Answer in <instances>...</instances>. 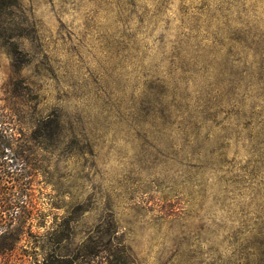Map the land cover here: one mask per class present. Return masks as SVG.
Returning a JSON list of instances; mask_svg holds the SVG:
<instances>
[{
  "label": "clouds",
  "instance_id": "obj_1",
  "mask_svg": "<svg viewBox=\"0 0 264 264\" xmlns=\"http://www.w3.org/2000/svg\"><path fill=\"white\" fill-rule=\"evenodd\" d=\"M46 37L59 42L51 62L42 58ZM0 50L14 65L0 64V108L35 99L5 71L21 84L44 77L49 123L63 137L60 171L87 181L83 206L77 184L65 186L71 215L61 240L94 208L89 228L119 236L146 264L198 252L188 228L153 224L131 199L134 186L160 185L192 216L199 196L210 227L216 219L234 230L227 217L247 211L245 239L230 249L201 242V259L264 264V0H0ZM75 251L72 242L64 248Z\"/></svg>",
  "mask_w": 264,
  "mask_h": 264
},
{
  "label": "rangeland",
  "instance_id": "obj_2",
  "mask_svg": "<svg viewBox=\"0 0 264 264\" xmlns=\"http://www.w3.org/2000/svg\"><path fill=\"white\" fill-rule=\"evenodd\" d=\"M161 11L167 13L171 9L164 7ZM61 24L66 27L63 22ZM43 25L44 21L41 20L37 25L38 30ZM61 40L71 43V35L65 32ZM41 45L44 48L42 58H48L51 62L52 57L59 53V42L55 39L49 42L46 37L41 41ZM113 46L118 47L119 42ZM0 64L8 69L14 66L6 50H0ZM5 76L9 83L33 89L35 99H30L27 104L17 102L9 104L6 101L0 111V116L2 115V118L5 116L6 121L11 123L18 147L24 151L26 170L29 172L30 180L28 189L22 190L16 196L22 202L10 210V213H13V221L0 223V231L6 229L4 236L0 237V246L5 248L0 252V264H63L64 259L73 261L72 264H131L132 261H135V264H146L138 256L127 254L132 252V249L130 245L123 244L119 236L112 239L89 228L95 219L94 208L84 211L79 219L69 224L70 232L67 233V239H60L66 235L63 226L71 215L68 210L69 197L65 186L77 184L72 192L73 194L80 192V206H83L86 195L80 188V184L87 181H78L73 173L60 171L63 137L62 133H58L49 123L45 103L48 99L46 79L40 77L31 84H21L19 81L12 80L9 71H5ZM5 95L13 97L14 101L19 99L14 89H9ZM221 155H223V149ZM226 159L227 156H223V160ZM223 160L221 165L227 167L223 165ZM57 185L61 187L58 189ZM50 187L52 191H48ZM228 187L231 188V185L229 184ZM188 195L192 197L193 194ZM137 197L139 199L136 207L142 210L143 216L151 215L153 224H158L162 228L167 223L171 230L175 223H181L189 229L185 240L189 247L195 244L199 251L192 250L188 256H182L174 264H224L222 255H217L214 260L207 262L201 259L203 255L201 242H206L208 239L219 240L221 244H227L230 249L233 244L243 241L245 234L249 231L250 221L246 218L247 211L243 207L238 213H233L237 217L235 221L231 216L227 217V220L235 225L234 230H230L227 224H218L216 219H212V225L215 227L207 224L204 217L200 215L203 207L199 196L196 197V204L200 212H197L196 216L191 215V209L184 208L187 201L162 190L160 185L134 186L131 189V199L135 200ZM226 204V200L221 202V213L224 212ZM188 220L197 222L190 225L186 222ZM257 220L259 221L260 218L257 217ZM96 224H99L98 220ZM225 231L228 232L227 235L224 234ZM80 237L84 238L83 242H80ZM69 242H72L76 249L73 255L64 254V248L69 245ZM8 246H13V250H6ZM213 251L219 252V249L209 248V252Z\"/></svg>",
  "mask_w": 264,
  "mask_h": 264
},
{
  "label": "trees",
  "instance_id": "obj_3",
  "mask_svg": "<svg viewBox=\"0 0 264 264\" xmlns=\"http://www.w3.org/2000/svg\"><path fill=\"white\" fill-rule=\"evenodd\" d=\"M1 110L2 108H0ZM3 117L0 116V196H2L0 199V223L13 221V213H10V210L22 202L16 196L22 190H27L30 183L24 151L18 147L11 123L6 121L5 116ZM22 194L24 193L22 192ZM13 248V246H8L6 250L12 251ZM4 249L0 246V252ZM72 263L74 262L69 259L63 260V264Z\"/></svg>",
  "mask_w": 264,
  "mask_h": 264
}]
</instances>
